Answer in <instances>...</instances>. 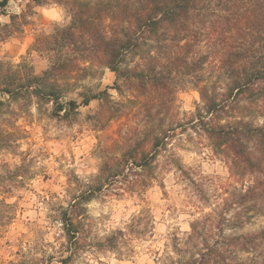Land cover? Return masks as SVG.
<instances>
[{
    "label": "rangeland",
    "instance_id": "374dc122",
    "mask_svg": "<svg viewBox=\"0 0 264 264\" xmlns=\"http://www.w3.org/2000/svg\"><path fill=\"white\" fill-rule=\"evenodd\" d=\"M0 12L2 69L11 66L12 71H21L19 66L25 62L41 74L51 57L37 45L41 46L42 36L70 22L68 8L52 0L44 4L9 0ZM190 78L181 87L175 85L174 101L162 107L152 92L135 93L132 89L137 87L121 81L122 89L117 90L113 71L89 64L83 75L66 82L62 102L78 103L68 116L64 111L53 115L52 102L29 95L13 100L0 93L4 102L0 104V198L10 204L9 208L0 205V264H186L194 246L201 244L190 237L192 223L208 214L217 220L225 210L223 198H231L234 186L240 187L227 158L196 125L205 108ZM203 79V84H210L215 71L209 68ZM221 81L225 86L226 77ZM104 90L103 99L83 104L85 94ZM238 101L232 116L225 114L222 122L239 116L255 124L264 121L262 100L249 103L240 97ZM157 124L168 128L169 136L148 168L117 162ZM103 161L107 170H102ZM116 172L121 173L114 176ZM89 190L95 192L81 202L79 238L70 242L59 208L70 207ZM228 208L224 212L230 221L216 235L219 241L240 235L258 237L264 229L262 211ZM238 214L243 219L252 216L237 226ZM215 222L206 220V224ZM206 235L209 240L214 236L209 231ZM258 240L250 252L230 245L225 256L230 261L261 259L264 241L260 245ZM70 254L71 259L63 263Z\"/></svg>",
    "mask_w": 264,
    "mask_h": 264
},
{
    "label": "trees",
    "instance_id": "16d2710c",
    "mask_svg": "<svg viewBox=\"0 0 264 264\" xmlns=\"http://www.w3.org/2000/svg\"><path fill=\"white\" fill-rule=\"evenodd\" d=\"M34 1L44 4L51 0ZM52 1L65 5L71 20L63 27H56L52 34L42 36L41 46L37 45L50 54L49 67L37 74L25 62L19 66L21 71H12L11 66L3 70L4 64L0 63V93L13 100L29 95L52 102L53 115L60 116L64 111L63 115L68 116L78 103L62 102L66 82L83 75L89 64L103 65L113 71L118 80L114 86L117 90L122 89L121 81L137 87L132 89L135 93L152 92L158 99L157 106L162 107L174 101L175 85L181 87L191 77L205 108L196 125L221 150L229 162L232 178L240 182V187L234 186L235 191L230 193L231 198H223L224 211L236 206L264 213V121L255 124L239 116L222 122L225 114L232 116L240 97L249 103L264 102V0ZM8 2L0 0V6L4 8ZM17 16L11 18L14 20ZM209 68L215 71V79L203 84V75ZM223 76L227 79L225 86L221 81ZM106 94V90L85 94L83 104H89L93 98L103 99ZM133 97L138 98L135 94ZM259 108L263 109L264 104ZM167 131L168 128L158 124L151 126L117 162L148 168L167 143ZM107 168V161H103L102 170ZM94 192H82L68 208L60 206L59 219L68 241L79 238L81 202L89 200ZM0 205L10 207L1 198ZM224 211L217 220L208 214L192 223L190 237H197L201 244L194 246L186 264H264V256L227 259L225 253L232 249L227 250L230 245L246 252L259 244V238L261 245L264 229L257 234L259 238L251 234L219 241L216 235L230 221ZM251 216L246 214L243 219L238 214L234 217L236 225L243 226ZM211 219L216 221L215 225L206 224ZM207 231L214 234L212 240L207 238ZM71 255L61 261L68 262Z\"/></svg>",
    "mask_w": 264,
    "mask_h": 264
}]
</instances>
